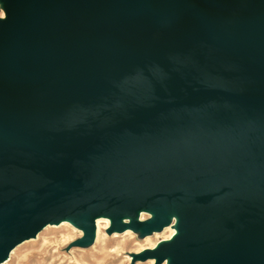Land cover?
<instances>
[{
  "label": "water",
  "instance_id": "water-1",
  "mask_svg": "<svg viewBox=\"0 0 264 264\" xmlns=\"http://www.w3.org/2000/svg\"><path fill=\"white\" fill-rule=\"evenodd\" d=\"M10 2L33 11L0 32V263L148 192L190 230L160 261L264 264V0Z\"/></svg>",
  "mask_w": 264,
  "mask_h": 264
},
{
  "label": "bare ground",
  "instance_id": "bare-ground-1",
  "mask_svg": "<svg viewBox=\"0 0 264 264\" xmlns=\"http://www.w3.org/2000/svg\"><path fill=\"white\" fill-rule=\"evenodd\" d=\"M6 1L9 2L10 0ZM86 1L87 0H81V3L83 4ZM32 11L33 9L31 6H24L21 4L12 7L8 11H4L0 16V32L1 29L5 27L6 23L11 20L17 21L18 23L24 22L27 17L32 13ZM151 200V195L148 192L144 193L140 202V206L135 208L132 212L124 211L122 216L118 217L117 221V218L115 219L114 217L109 216L106 212H98L96 214L93 220V232L95 239L97 241H100V246L103 251L108 248L109 240L103 239V237L107 235L110 226H112V229L114 230L113 235L116 238L113 241H115L118 246L116 252H121L124 251L129 244L136 240V236H133L131 229L125 227L128 222L132 220L136 222H142L148 216L153 217L154 220H157L159 217H161L157 210V207L152 204ZM166 207L167 212L164 216L161 217V220L163 221L162 228H148L145 235V244H140V248L137 251L140 256H147L151 263H162L163 260L160 261L159 255L153 256L152 254L158 251H162L165 247L174 244L179 239L185 238L190 231L187 227L183 225V221L186 216L184 211V205L179 204L175 198L168 196ZM103 223L105 224L104 228H102ZM172 224L174 228L173 226H171ZM49 227L59 228L60 231L64 232V235L61 236L59 240L54 241V243H57L55 244L56 246H54V248H56V251L54 253L50 251L52 248L50 242L44 245V247L39 253V256L42 260L58 256L61 253L60 251L64 247V245L70 241H73L76 238L74 231H80L82 237H86L92 229V226L84 221L82 215H62L59 217V220L56 223H48L43 229L45 230ZM123 228H125L124 231H122ZM149 229H151L152 232H150ZM122 233H124L123 236L125 238L128 237L129 239L127 238V240L121 241L120 235ZM152 234L154 235V237L151 236ZM37 235L38 233L35 234L34 237H36ZM34 237L26 239L22 243H26ZM106 255H108L107 252ZM2 263L3 262H1L0 264ZM27 263H29V261H27ZM178 263L179 259L172 255L168 256L163 262V264Z\"/></svg>",
  "mask_w": 264,
  "mask_h": 264
},
{
  "label": "rangeland",
  "instance_id": "rangeland-1",
  "mask_svg": "<svg viewBox=\"0 0 264 264\" xmlns=\"http://www.w3.org/2000/svg\"><path fill=\"white\" fill-rule=\"evenodd\" d=\"M11 8L10 1L0 0V13L8 11ZM153 222L154 218L148 216L142 222L132 220L126 226L123 225L126 228H130L133 236H136V240L129 244L124 251L116 252L118 246L113 241L116 238L113 235L114 230L110 226L107 235L103 237V239L109 240L108 248L105 251L102 250L100 241L95 239L94 232L89 237H82L81 232L76 230L74 231L76 238L66 243L58 256L42 260L39 253L44 245L50 242L52 245L50 251L54 253L56 251L54 246L57 244L54 241L59 240L64 235V232L60 231L59 228L49 227L45 230L42 229L38 233V237H34L35 239L33 238L26 243L18 245L9 258L2 264H163L165 259L162 263H151L148 257L140 256L137 252L140 244H145L147 228ZM104 226L105 224L103 223L102 228ZM124 230L125 228L122 229V231ZM150 232L152 231L150 230ZM123 235L124 233L120 235V240H127L128 237L125 238ZM151 236L154 237L153 234ZM106 252L108 255H106Z\"/></svg>",
  "mask_w": 264,
  "mask_h": 264
},
{
  "label": "snow or ice",
  "instance_id": "snow-or-ice-1",
  "mask_svg": "<svg viewBox=\"0 0 264 264\" xmlns=\"http://www.w3.org/2000/svg\"><path fill=\"white\" fill-rule=\"evenodd\" d=\"M0 15H2V13H0Z\"/></svg>",
  "mask_w": 264,
  "mask_h": 264
}]
</instances>
